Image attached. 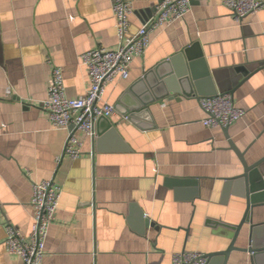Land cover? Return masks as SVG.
I'll use <instances>...</instances> for the list:
<instances>
[{
	"label": "crops",
	"instance_id": "obj_1",
	"mask_svg": "<svg viewBox=\"0 0 264 264\" xmlns=\"http://www.w3.org/2000/svg\"><path fill=\"white\" fill-rule=\"evenodd\" d=\"M127 1L134 33L159 0ZM98 46L117 48L111 0H0V264H21L4 247V229L10 224L29 237L31 185L49 179L61 197L44 264H171L177 253L225 250L246 209L234 180L243 168L225 130L201 124L198 98L230 94L245 116L227 128L229 140L247 164L264 158V7L238 23L224 0H197L182 20L151 34L127 79L108 85L103 97L125 110L137 98L149 101L141 109L147 114L137 126L115 111L112 131L101 123L94 142L79 136L82 154L72 161L62 157L65 130L50 125L41 104L52 66L61 69L68 98L86 94L79 57ZM186 49L190 63L176 58ZM183 70L194 91L189 98L175 93ZM251 219L260 225L254 244L264 247V207ZM248 238L247 224L235 247L248 248ZM226 264H264V253L252 263L234 251Z\"/></svg>",
	"mask_w": 264,
	"mask_h": 264
},
{
	"label": "built area",
	"instance_id": "obj_2",
	"mask_svg": "<svg viewBox=\"0 0 264 264\" xmlns=\"http://www.w3.org/2000/svg\"><path fill=\"white\" fill-rule=\"evenodd\" d=\"M195 1L159 0L154 15L130 33L131 3L111 0L117 48L108 50L98 46L80 55V62L89 76V88L84 96L68 98L61 69L51 67L47 97L41 108L53 128L66 132L62 157L73 161L81 156L83 141L80 135L91 142L97 139L98 120L109 119L115 114L114 107L103 101L106 87L117 79H127L133 60L146 53L151 34L182 20ZM224 4L233 19L241 23L261 10L264 0H224ZM6 93L9 95L10 91L7 89ZM198 104L204 114L201 124L205 128L227 129L245 116V111L235 105L230 94L199 97ZM60 197L61 188L52 179L32 183L30 206L33 219L29 237L23 236L10 224L5 226L4 247L9 254L17 256L21 264H44L48 230L55 220ZM171 264H208V259L199 252H181L172 256Z\"/></svg>",
	"mask_w": 264,
	"mask_h": 264
},
{
	"label": "water",
	"instance_id": "obj_3",
	"mask_svg": "<svg viewBox=\"0 0 264 264\" xmlns=\"http://www.w3.org/2000/svg\"><path fill=\"white\" fill-rule=\"evenodd\" d=\"M151 12L154 15L155 8H153L151 10ZM188 51H189L188 49L184 50L183 53L176 56V58L182 59L183 57H186V59L189 61V63L192 62L191 59L189 58ZM167 63H169V62H163L162 64L164 65ZM262 66L263 65H261V67ZM189 67H190V65H189ZM157 70L158 69L154 70V72H156ZM152 73L153 72H151L148 75L146 74L144 76V78L139 83L140 84H142L144 82L148 83L149 77L152 75ZM179 78L181 80L180 84L182 86V90L179 91L178 89H176L175 93H180L182 96L187 97V98L192 97L194 95V91L192 89L191 81L188 77L187 71L183 70V72L179 73ZM193 81H194V78H193ZM243 81L244 80L234 82V84L232 85L230 90H227L226 92L233 93V91L237 87H239L243 83ZM169 82H170L169 80L165 81V83H169ZM196 86H197V84H196ZM172 91L174 92V90H172ZM129 92L134 93L133 88L130 89ZM221 92H223V91L221 90ZM216 94H217V92L213 91V92H210L209 96H214ZM137 101L138 102L135 105L129 106L127 108V110L121 109L119 104H116L114 106V109H115V111H117L120 114H122L123 116H125L129 121H131L135 125L139 126L140 124L137 122L138 119H140L142 117L141 115L147 114L146 110H141V109L143 107H146L147 104L149 103V101L145 102L139 98H137ZM108 120L109 119H107V118H101L98 120V122H97V135L98 136L101 135L100 130H98V126L101 123L105 124L104 130L105 129H106V131H112L113 130V127L109 123ZM224 130H225V137L228 139L229 149L232 150L237 155V157L239 158V160L241 162L242 168H243L242 174L237 176L236 178H234V180L238 181L243 186V196H244L245 201H246V209H245L244 215H243L241 221L239 222V224L236 226H232L230 228L232 234H230L231 239H230V244L228 245V247L221 252L211 253V254H207L205 256L208 259V262L210 260H212L213 258L219 257L222 259V264H226L227 259L229 258L231 252H234V251L239 252L240 251V252H245V253L249 254L250 255V261L253 263L257 254L264 253V247L256 246L254 244V235L253 234L257 231V229L260 225H253L252 219H251V215H252L253 210L255 208L264 207V158L260 159L259 161L255 162L253 164H250V165L247 164V162L244 158V154L239 152L237 150V148L234 146V144L229 140L228 135H227V129H224ZM247 224L249 225V238H248L249 246H248V248L239 249V248L235 247V243H236V240H237L242 228ZM262 225H264V224H262ZM145 226H152V224L146 220Z\"/></svg>",
	"mask_w": 264,
	"mask_h": 264
}]
</instances>
